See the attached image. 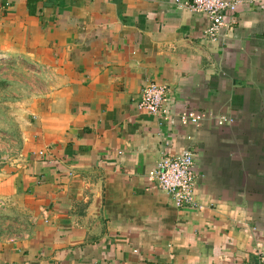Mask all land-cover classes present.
<instances>
[{"label": "crops", "instance_id": "obj_1", "mask_svg": "<svg viewBox=\"0 0 264 264\" xmlns=\"http://www.w3.org/2000/svg\"><path fill=\"white\" fill-rule=\"evenodd\" d=\"M188 1L0 0V65L44 77L0 162V264H258L264 0H240L217 42ZM149 83L168 120L138 107ZM186 150L200 207L178 209L150 178Z\"/></svg>", "mask_w": 264, "mask_h": 264}, {"label": "built area", "instance_id": "obj_2", "mask_svg": "<svg viewBox=\"0 0 264 264\" xmlns=\"http://www.w3.org/2000/svg\"><path fill=\"white\" fill-rule=\"evenodd\" d=\"M239 4L240 0H189L179 5L191 12L206 14L210 23L205 36L209 41L217 42L225 29L232 31L234 21H226V14L234 13ZM166 97V86L149 83L141 92L138 107L149 115H159L163 120H168V112L164 107ZM208 115L204 112L186 111L179 118L183 126L198 127ZM216 122L224 125L231 123V120L217 118ZM195 179L194 158L188 150L176 156H163L150 178L157 182L160 191L169 196L178 209L200 207L195 199ZM258 264H264V250L258 254Z\"/></svg>", "mask_w": 264, "mask_h": 264}, {"label": "rangeland", "instance_id": "obj_3", "mask_svg": "<svg viewBox=\"0 0 264 264\" xmlns=\"http://www.w3.org/2000/svg\"><path fill=\"white\" fill-rule=\"evenodd\" d=\"M37 73L38 70L29 68L26 62L20 67L0 65V162L10 159L12 150L15 152L21 145L22 117L15 105L21 103L19 100L33 88H43V73Z\"/></svg>", "mask_w": 264, "mask_h": 264}]
</instances>
